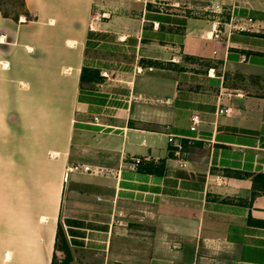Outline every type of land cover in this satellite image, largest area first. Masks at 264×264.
I'll use <instances>...</instances> for the list:
<instances>
[{
	"label": "crops",
	"instance_id": "1",
	"mask_svg": "<svg viewBox=\"0 0 264 264\" xmlns=\"http://www.w3.org/2000/svg\"><path fill=\"white\" fill-rule=\"evenodd\" d=\"M175 1L131 0L93 29L98 0H21L30 20L0 11V264H52L63 213L97 226L71 264H264V0ZM211 4L258 30L209 39ZM84 69L103 81L81 86ZM41 157L103 173H72L89 180L66 213L68 175L42 212L20 194Z\"/></svg>",
	"mask_w": 264,
	"mask_h": 264
},
{
	"label": "rangeland",
	"instance_id": "2",
	"mask_svg": "<svg viewBox=\"0 0 264 264\" xmlns=\"http://www.w3.org/2000/svg\"><path fill=\"white\" fill-rule=\"evenodd\" d=\"M134 1V0H133ZM98 7L95 8L94 14L92 16V20L90 25L92 24L96 27V23L104 22V20H108L105 18L112 19L113 16H123V11L129 10L126 6H134V3L131 0H98ZM0 5L6 11L9 16H16L20 12L23 13L22 2L21 0H0ZM122 6L121 11H116L112 13L113 9L117 6ZM126 7V8H124ZM22 13H20L22 15ZM127 14V13H126ZM131 14H135L131 12ZM51 157H41V173L35 174V178L32 177V174L25 173L23 177L24 187L20 190V194L25 197H31L32 194L35 196H40L41 198V211L44 212L49 206L55 203L56 197L60 193L62 183L65 179H68V165L64 168H61L59 172L54 171L56 166ZM70 181L65 182L63 185V196L62 199L64 201V209L66 213L68 212V197H71L70 187H73L74 182L77 180H89L84 177H79L77 174H71L69 177ZM66 196V197H65ZM31 205H26V212H30ZM61 226L67 242L69 243L71 250L70 251L71 261L68 259L67 255L62 251L56 252V260L57 264H71L74 262V255L78 258V261L82 259V254L80 252L84 249L89 248L90 244H92V240L95 239L94 236L97 234L95 231L97 226L90 222H85L83 220H71L65 218L64 213L61 214Z\"/></svg>",
	"mask_w": 264,
	"mask_h": 264
},
{
	"label": "built area",
	"instance_id": "3",
	"mask_svg": "<svg viewBox=\"0 0 264 264\" xmlns=\"http://www.w3.org/2000/svg\"><path fill=\"white\" fill-rule=\"evenodd\" d=\"M136 3H139L144 6V9L147 10L149 7L153 9H158L160 11H165L168 9H176L179 7L178 2L175 0H135ZM238 7L231 6L226 8L221 4H211L205 9V13L210 17L211 20V29L208 33V38L211 40L220 39L223 35L231 37L235 34H254L257 30V22L250 16H240L237 14ZM90 29H93V25H90ZM118 82H123L122 78H118ZM224 111H220L222 114ZM228 112V111H226ZM200 116L194 114L191 117V127L190 131L197 132V127L200 124ZM93 124L99 125L100 120L98 117L93 118ZM173 136H169V142H173ZM140 160H135L134 167H138ZM68 174L72 173H84L91 175H100L102 170L99 168H93L86 165H73L68 167Z\"/></svg>",
	"mask_w": 264,
	"mask_h": 264
},
{
	"label": "trees",
	"instance_id": "4",
	"mask_svg": "<svg viewBox=\"0 0 264 264\" xmlns=\"http://www.w3.org/2000/svg\"><path fill=\"white\" fill-rule=\"evenodd\" d=\"M22 7H23V5H22ZM0 11L4 17H10L6 13V11L2 8L1 5H0ZM20 13H22V12H20ZM20 13L16 16H11V17L14 18L15 21H18V18L21 15ZM22 15H24L27 20H30V15L26 10H23ZM102 81H103V78L100 76L99 72L94 71V70H90V69H84L82 71L81 80H80L81 86H83L84 84L100 83ZM263 178H264V175H258L256 177H254V188H255V182H259L261 184H264V181H262ZM262 188H264V187H262ZM55 251L56 252L62 251L63 253H65L67 255L68 259L71 261L70 245L67 242V239H66L65 234L63 232L60 220L58 222V228H57V233H56ZM56 252L54 254L52 264H57Z\"/></svg>",
	"mask_w": 264,
	"mask_h": 264
},
{
	"label": "bare ground",
	"instance_id": "5",
	"mask_svg": "<svg viewBox=\"0 0 264 264\" xmlns=\"http://www.w3.org/2000/svg\"><path fill=\"white\" fill-rule=\"evenodd\" d=\"M23 20V19H22ZM43 220H45L44 218H43Z\"/></svg>",
	"mask_w": 264,
	"mask_h": 264
}]
</instances>
